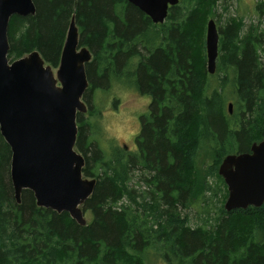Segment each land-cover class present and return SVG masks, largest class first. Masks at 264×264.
<instances>
[{"label":"trees","instance_id":"obj_1","mask_svg":"<svg viewBox=\"0 0 264 264\" xmlns=\"http://www.w3.org/2000/svg\"><path fill=\"white\" fill-rule=\"evenodd\" d=\"M33 1L35 15L10 18L11 62L37 51L57 70L75 16L80 46L93 55L83 97L89 114L97 112L95 93L115 82L151 102L135 151L110 157L91 139V120L77 114L83 176L97 181L82 206L86 226L40 207L30 190L17 204L12 150L0 131V264H149L152 251L166 264H264V204L228 212L218 171L225 156L264 139V0H253L259 22L250 25L230 12V0H180L163 24L127 0ZM209 20L220 34L214 75ZM204 144L212 162L200 167ZM136 172L142 189L130 185Z\"/></svg>","mask_w":264,"mask_h":264},{"label":"water","instance_id":"obj_2","mask_svg":"<svg viewBox=\"0 0 264 264\" xmlns=\"http://www.w3.org/2000/svg\"><path fill=\"white\" fill-rule=\"evenodd\" d=\"M153 23L163 24L180 0H127ZM36 14L33 0H0V131L12 150L11 178L17 204L24 190L34 192L40 207L67 212L87 225L82 206L94 193L96 179L85 178V159L77 152L78 113L88 110L83 100L89 87L86 64L92 52L80 46L75 16L69 25L59 67L47 65L33 51L11 62L8 30L13 16ZM207 70L216 72L219 40L217 22L208 21ZM233 104L228 108L232 114ZM219 175L228 188L224 208L247 210L264 204V139L250 152L227 155Z\"/></svg>","mask_w":264,"mask_h":264},{"label":"rangeland","instance_id":"obj_3","mask_svg":"<svg viewBox=\"0 0 264 264\" xmlns=\"http://www.w3.org/2000/svg\"><path fill=\"white\" fill-rule=\"evenodd\" d=\"M230 5V12L244 16L247 25L259 22L253 0H230ZM222 14L225 16V13H222V10H220L219 19H224L222 18ZM214 20L216 21V19ZM262 29H264V22ZM112 85L108 92L97 91L95 93L94 105L97 110L96 115L92 117L89 114V110L83 114L86 119L91 120L94 128L91 139L99 143V146L108 157L114 151H120L122 148H126L130 152L135 151V138L139 134L142 125L140 124V118L146 114L148 105L151 102L149 97L140 96L134 88H127L124 82H115ZM229 98V103H232L233 97L229 96ZM197 159L200 167L205 164L209 165L212 162V159H210V147L208 145L204 144L201 146ZM138 173L136 172L130 185L135 188L141 187L142 189L143 186L142 183L140 184V174ZM212 183H215L214 179ZM218 199L221 201V198ZM215 201L213 208L216 212L218 211L220 201ZM197 211H199V205L191 209L190 212L193 225H196L195 216ZM85 218L89 222L91 215L88 214ZM148 260L147 263L149 264H166L165 260H162L161 255L158 256L154 251L149 253Z\"/></svg>","mask_w":264,"mask_h":264},{"label":"flooded vegetation","instance_id":"obj_4","mask_svg":"<svg viewBox=\"0 0 264 264\" xmlns=\"http://www.w3.org/2000/svg\"><path fill=\"white\" fill-rule=\"evenodd\" d=\"M135 147H136V138H135ZM126 152H130L128 151L126 148L124 149Z\"/></svg>","mask_w":264,"mask_h":264}]
</instances>
